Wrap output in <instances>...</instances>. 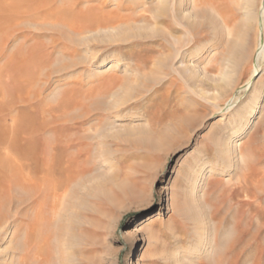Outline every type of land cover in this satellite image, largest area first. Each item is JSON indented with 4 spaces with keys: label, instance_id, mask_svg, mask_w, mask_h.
<instances>
[{
    "label": "rangeland",
    "instance_id": "1",
    "mask_svg": "<svg viewBox=\"0 0 264 264\" xmlns=\"http://www.w3.org/2000/svg\"><path fill=\"white\" fill-rule=\"evenodd\" d=\"M186 1L0 0V150L23 157L11 164L23 173L0 181V264H15L16 243L24 264H208L217 244L221 264H264V0L249 19L223 12L251 26L228 77L219 63L237 35L209 10L247 0ZM50 153L57 200L43 181ZM33 205L40 254L23 242Z\"/></svg>",
    "mask_w": 264,
    "mask_h": 264
},
{
    "label": "bare ground",
    "instance_id": "2",
    "mask_svg": "<svg viewBox=\"0 0 264 264\" xmlns=\"http://www.w3.org/2000/svg\"><path fill=\"white\" fill-rule=\"evenodd\" d=\"M207 2V0H205ZM205 1L204 0H187L186 2L190 4V7H192V9H197L201 6H204L205 5ZM253 0H247V3H246V9L242 10L240 9L239 5H238V1H236L235 4H233V6H225L223 4L222 7L225 6V8H221L219 6H216V7H213V8H210V12L213 13V15L215 16V18H217L223 28V31L225 32V38H229L231 35L233 34H236V38L235 40H228L225 47H224V50L222 51V58H221V63H219V66H223V65H227L226 67L224 66V68L221 69V71H225L226 72V76L225 77H228L230 72H235L237 70V68L239 67V63H240V60L245 57L248 53H249V47H250V42L248 40V37H249V32L251 30V26L247 23L246 21V24L243 23V19L241 18H238V17H235V16H230L228 18H224L223 17V12L224 11H227L228 13H230L231 15H233L234 13H231L232 10H235V11H238V12H244V16L247 17V19H249L251 16H252V9L251 7H253ZM179 3V2H178ZM223 3V2H222ZM180 6V5H179ZM191 9V8H190ZM262 15L260 17L261 20H259V29H263L264 28V1L262 3ZM230 11V12H229ZM205 12V11H204ZM226 12V14H228ZM177 17V11L175 10V13H174ZM205 14V13H204ZM225 14V13H224ZM238 14V13H237ZM235 15V14H234ZM205 16V15H204ZM203 16V17H204ZM226 16V15H225ZM241 16V15H239ZM209 17V16H208ZM210 19V18H209ZM246 19V18H245ZM216 20V19H215ZM210 21V20H209ZM213 21V20H212ZM213 24V23H212ZM233 37V36H232ZM216 42L214 39H211L208 41V47H211V46H215ZM257 49H256V56L257 57H260L263 55V49L261 47V44L259 43V45H257ZM207 54V50H205V52H202V54L200 53V55L204 56ZM223 62H226L223 63ZM223 63V64H222ZM108 66L107 63L103 62V63H100L98 65L97 68H102L104 66ZM257 70L255 71V73L252 75V77L250 78L249 82H248V85L250 83L253 82L254 79H256L258 77L259 74H256L257 73ZM220 71V70H219ZM260 100V93L258 92L252 99V104L248 107V109L245 110V116H249V115H252L256 109H257V103L259 102ZM247 124H248V120L245 119L243 121V123L238 127V129L236 131H234L229 139H228V142H227V146L229 148V145L231 144H235L236 141L241 138L243 136V134L245 133L246 129H247ZM27 150H28V147H26ZM26 148L23 149V147H19L18 149H20V152H22L21 150L23 149V151L25 152L26 151ZM30 151H32L30 148ZM51 151H55V147L53 149H51ZM11 151L9 150L8 152H4L2 153L1 150H0V181H3L4 179L7 178V175L5 173L6 171V168H8L10 171L9 172H12L14 169L15 171H18L19 169L21 170V168L17 167L20 165V163L18 164V160L21 158L18 156L17 157H11L10 156V153ZM33 152V151H32ZM30 153L29 150L28 152L26 151L25 153H27L29 155L30 154H33V153ZM218 152V151H217ZM26 154V155H27ZM24 155V154H23ZM236 156L239 157V154H237ZM26 157V156H25ZM23 158V157H22ZM21 158V159H22ZM29 159V161H32V164L34 166H36V163L34 162V157H32V155H29L27 157ZM26 158V159H27ZM20 159V160H21ZM27 159V160H28ZM56 159V155L53 154V153H50L49 154V157H48V160H47V164L45 166V173L43 174V181L45 182H49L51 184V187H50V192L53 194V197L57 200L59 199L58 195H57V191L59 190V180L55 177L56 174H54V163L56 164L57 162H55ZM12 163L15 164H18L17 166H14L13 168V165H11ZM22 165V164H21ZM20 165V166H21ZM23 167V166H22ZM17 168V170H16ZM7 169V170H8ZM23 169V168H22ZM19 170V171H20ZM24 170V169H23ZM200 173L198 174V177L194 180L192 186L190 187V192L192 193V195H194V198L195 196H199V192H200V188H201V185L204 183V179H203V176L206 174V172H208V170L204 167H202L200 169ZM189 171H191V168L189 169ZM188 171V172H189ZM13 173V172H12ZM18 172H16L17 174ZM20 173V172H19ZM21 173L22 170H21ZM192 173V172H191ZM190 173V174H191ZM8 174V173H7ZM15 174V172L13 173ZM12 174V176H14ZM15 174V175H16ZM30 174V183H29V189L31 190H36L39 188V185L38 183L41 182V180L37 183L36 181V177L34 175V172L30 170L29 172ZM18 175V174H17ZM61 175V174H60ZM59 175V176H60ZM11 176V177H12ZM64 178V177H62ZM68 176L66 175V178L67 179ZM22 179V176L20 177V180ZM24 179V178H23ZM17 180V179H16ZM27 180V179H26ZM27 180V181H29ZM22 181H25L22 180ZM18 182V181H17ZM26 182H24L25 184ZM28 183V182H27ZM23 184V185H24ZM22 186V184H19ZM41 185V184H40ZM17 186V185H16ZM28 186H24V187H28ZM50 186V185H48ZM52 196V195H51ZM35 201H36V198L33 196L32 199H31V202L33 204H35ZM56 202V201H55ZM54 202V203H55ZM12 204L14 205V202H12ZM10 205V202L8 203L6 200L0 202V218H1V215H2V212L4 209L8 208V206ZM37 205V204H36ZM13 207V206H12ZM13 209V208H12ZM11 209V210H12ZM14 210V209H13ZM12 210V211H13ZM11 211V213H12ZM5 213V212H4ZM13 215V214H12ZM5 216V215H3ZM31 220L28 224V229H29V232H28V235H27V238L26 240H23L24 242V245L27 246L28 248L29 247H33V246H36L37 247V252H40L43 251L45 248H46V245H47V242H45L44 240H39V235L37 234V229H38V224H39V209L38 207H36L35 205L32 206V209H31ZM10 217V216H9ZM13 217V216H12ZM7 219H8V216H7ZM1 220V219H0ZM2 221H5L2 219ZM1 221V222H2ZM149 221V219L147 220V222ZM7 222V221H6ZM53 223V222H52ZM5 224V223H4ZM49 224V223H48ZM3 225V224H2ZM57 225V224H56ZM9 227V226H8ZM61 228V227H60ZM27 229V230H28ZM61 230V229H60ZM1 233V232H0ZM206 237L203 238V240H200L199 242V245L197 247V250L199 252L202 251V248H205L207 245L206 243V240H205ZM21 243V242H20ZM21 245L22 244H19V243H16L15 244V247H14V262L15 264H24L23 260L20 258V254H19V251L21 250ZM218 246H216L214 248V250H210L206 253V256H210L212 257L211 259H209L207 261L208 264H221L222 263V258L220 257V246L219 244H217ZM207 251V250H206ZM203 252V251H202ZM42 253V252H41ZM203 256V255H202ZM40 258V257H39ZM205 259V258H204ZM38 260V259H36ZM27 261V260H26ZM199 264H205L203 262H199Z\"/></svg>",
    "mask_w": 264,
    "mask_h": 264
}]
</instances>
